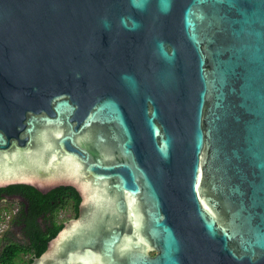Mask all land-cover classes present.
Segmentation results:
<instances>
[{"label": "water", "instance_id": "obj_1", "mask_svg": "<svg viewBox=\"0 0 264 264\" xmlns=\"http://www.w3.org/2000/svg\"><path fill=\"white\" fill-rule=\"evenodd\" d=\"M73 187L31 264H264V0H0V188Z\"/></svg>", "mask_w": 264, "mask_h": 264}, {"label": "trees", "instance_id": "obj_2", "mask_svg": "<svg viewBox=\"0 0 264 264\" xmlns=\"http://www.w3.org/2000/svg\"><path fill=\"white\" fill-rule=\"evenodd\" d=\"M9 190L21 194L29 203L31 217L26 227L29 241L6 245L1 253L0 264H31L34 258L46 251L48 243L64 227V223L58 220L59 211L71 207L77 218L81 198L73 187H59L47 194L26 185L9 186ZM49 212L51 215L44 216V228L38 224L37 217ZM26 256L27 259L24 258Z\"/></svg>", "mask_w": 264, "mask_h": 264}, {"label": "flooded vegetation", "instance_id": "obj_3", "mask_svg": "<svg viewBox=\"0 0 264 264\" xmlns=\"http://www.w3.org/2000/svg\"><path fill=\"white\" fill-rule=\"evenodd\" d=\"M63 210H60L59 213ZM30 214L29 203L21 194L11 193L9 187L0 188V260L1 253L6 245L10 243L24 244L27 240L29 241L26 227L31 217ZM71 214L70 219H74V212ZM45 215H51V212L37 217L38 224L44 228L43 220ZM62 223L65 224V222Z\"/></svg>", "mask_w": 264, "mask_h": 264}, {"label": "rangeland", "instance_id": "obj_4", "mask_svg": "<svg viewBox=\"0 0 264 264\" xmlns=\"http://www.w3.org/2000/svg\"><path fill=\"white\" fill-rule=\"evenodd\" d=\"M71 213H73L71 207L63 210L62 212L59 213L58 220L60 222H66V221H68V219H70V215H72ZM25 259H27V258H25Z\"/></svg>", "mask_w": 264, "mask_h": 264}]
</instances>
